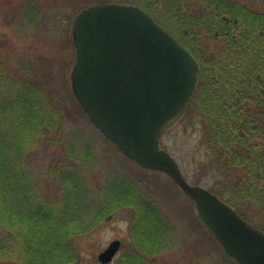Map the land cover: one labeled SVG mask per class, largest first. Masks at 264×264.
Returning a JSON list of instances; mask_svg holds the SVG:
<instances>
[{
  "label": "trees",
  "instance_id": "16d2710c",
  "mask_svg": "<svg viewBox=\"0 0 264 264\" xmlns=\"http://www.w3.org/2000/svg\"><path fill=\"white\" fill-rule=\"evenodd\" d=\"M187 1L137 0L171 33L176 31L164 17L180 26V38L174 35L200 65V84L187 108L206 120L207 159L200 167L206 178L196 184L208 186L264 230V9L241 0H200L202 12H191ZM96 3L75 5L81 11ZM21 6L24 20H40L37 0H25ZM200 26L214 35L223 33V43L214 51L189 38ZM2 65L0 60V260L68 264L77 258L69 237L83 226L77 189L83 190L86 176L79 169L55 166L54 179L65 195L57 201L39 199L24 159L54 140L61 116L50 108L37 82L10 76ZM146 220L149 229L157 222L153 214ZM158 240L151 241L153 247ZM121 261L143 264L144 259L133 253Z\"/></svg>",
  "mask_w": 264,
  "mask_h": 264
},
{
  "label": "rangeland",
  "instance_id": "374dc122",
  "mask_svg": "<svg viewBox=\"0 0 264 264\" xmlns=\"http://www.w3.org/2000/svg\"><path fill=\"white\" fill-rule=\"evenodd\" d=\"M24 1L0 0V60L4 73L37 82L50 108L61 116L54 140L32 150L24 159L35 178L36 195L42 201L64 197L60 181L54 179L55 166L71 172L79 169L86 176L81 183L83 190L77 189L82 199L83 226L69 237L77 258L68 264H104L99 254L116 239L121 240V248L106 264H121L122 256L133 253L144 259L143 264H239L202 222L194 201L170 176L144 169L126 156L92 122L74 94L73 26L80 11L75 4L96 1L139 5L137 0H37L42 16L36 24L24 20ZM241 1L264 9V0ZM187 2L191 12H202L200 0ZM163 20L180 38V26L168 17ZM189 38L210 51L223 43V33L214 35L201 26L193 29ZM205 131L206 120L189 108L160 137L162 147L177 159L194 184L200 177L206 178L200 169L207 159ZM152 214L157 222L149 229L146 218ZM154 238H161L155 242L156 248L151 243ZM19 263L17 259L0 260V264Z\"/></svg>",
  "mask_w": 264,
  "mask_h": 264
},
{
  "label": "water",
  "instance_id": "95a60500",
  "mask_svg": "<svg viewBox=\"0 0 264 264\" xmlns=\"http://www.w3.org/2000/svg\"><path fill=\"white\" fill-rule=\"evenodd\" d=\"M73 38L72 88L94 124L137 164L168 173L239 264H264V230L209 188L191 183L160 144L165 127L198 90L201 69L193 53L133 3L102 2L81 10ZM121 245L112 241L99 260L112 262Z\"/></svg>",
  "mask_w": 264,
  "mask_h": 264
}]
</instances>
